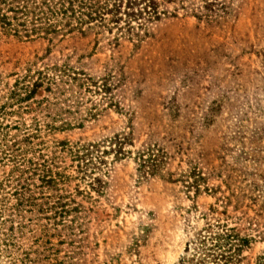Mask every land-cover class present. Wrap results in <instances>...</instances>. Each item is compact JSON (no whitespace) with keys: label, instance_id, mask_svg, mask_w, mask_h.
I'll use <instances>...</instances> for the list:
<instances>
[{"label":"rangeland","instance_id":"rangeland-1","mask_svg":"<svg viewBox=\"0 0 264 264\" xmlns=\"http://www.w3.org/2000/svg\"><path fill=\"white\" fill-rule=\"evenodd\" d=\"M91 1L111 10L113 3L119 5L117 22H109L113 11H108L106 25L82 27H91L84 43L91 47L95 41L88 69L99 75L105 66L120 76L112 93L127 113L109 109L99 122H86L67 137L86 142L119 131L127 135L119 160L112 161V152L105 155L107 196L93 203L73 196L87 209L89 230H100L112 251L125 248L140 219L150 221L146 241L122 264H173L203 227L205 214L209 222L250 237L238 263L259 264L264 255V0H220L226 8L218 9L211 23H196L176 1ZM150 5L159 18L146 23ZM136 11L137 18L126 15ZM101 95L83 91L81 108ZM210 107L216 111L204 119ZM145 146L167 154L163 171H185L195 163L207 176L206 185L218 189L194 194L154 176L137 180L136 152ZM102 148L107 150V143ZM64 156L62 164H70ZM98 253L100 258L101 249ZM89 258L77 264H99Z\"/></svg>","mask_w":264,"mask_h":264},{"label":"trees","instance_id":"trees-1","mask_svg":"<svg viewBox=\"0 0 264 264\" xmlns=\"http://www.w3.org/2000/svg\"><path fill=\"white\" fill-rule=\"evenodd\" d=\"M168 1H176L196 23H211L218 9L226 8L220 0H201L192 7L183 6L190 0ZM149 7L146 23L159 18L154 6ZM118 8L91 0H0V264H77L87 255L99 264H122L147 239L152 224L140 219L129 230L125 248L111 251L100 230H89L87 209L73 197L93 203L107 196L105 155L112 152L116 161L125 153L123 131L86 142L67 137L86 122H99L109 109L127 113L112 93L120 76L105 66L99 75L88 69L95 41L91 47L84 43L91 27H82L106 25L103 14L108 11H113L109 22H117ZM126 15L137 18L140 11ZM83 91L102 95L81 108ZM215 111L210 107L204 119ZM104 143L107 150L100 149ZM64 155L70 164H62ZM166 158L150 146L137 151L136 179L154 176L194 194L218 189L206 185L207 176L195 163L185 171H163ZM202 216L203 227L186 241L173 264H239L241 249L251 238ZM258 260L264 264V255Z\"/></svg>","mask_w":264,"mask_h":264}]
</instances>
